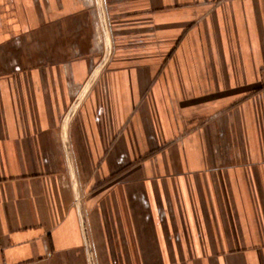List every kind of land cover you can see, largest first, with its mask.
<instances>
[{
    "label": "crops",
    "instance_id": "obj_1",
    "mask_svg": "<svg viewBox=\"0 0 264 264\" xmlns=\"http://www.w3.org/2000/svg\"><path fill=\"white\" fill-rule=\"evenodd\" d=\"M95 258L264 264V0H0V264Z\"/></svg>",
    "mask_w": 264,
    "mask_h": 264
},
{
    "label": "rangeland",
    "instance_id": "obj_2",
    "mask_svg": "<svg viewBox=\"0 0 264 264\" xmlns=\"http://www.w3.org/2000/svg\"><path fill=\"white\" fill-rule=\"evenodd\" d=\"M100 64H101V65H105V62H102V63H100ZM99 67H100V65H98V66L96 67V69L99 68ZM92 256H93V255H92ZM92 264H96V258H95V263L92 262Z\"/></svg>",
    "mask_w": 264,
    "mask_h": 264
}]
</instances>
